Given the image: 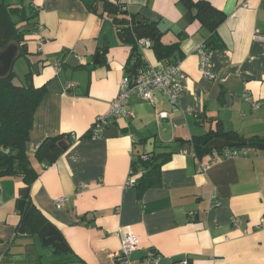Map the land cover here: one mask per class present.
<instances>
[{
  "label": "crops",
  "instance_id": "crops-1",
  "mask_svg": "<svg viewBox=\"0 0 264 264\" xmlns=\"http://www.w3.org/2000/svg\"><path fill=\"white\" fill-rule=\"evenodd\" d=\"M17 1L37 10L41 31L27 36L25 61L34 85L45 89L27 145L38 171L28 194L81 264H118L120 229L140 238L134 264L150 249L162 255L160 264H264V148L225 157L218 151L196 156L183 147L163 165L159 187L139 195L127 184L133 161L147 158L152 138L157 151L210 131L264 138V41L255 37L264 34V0H208L226 15L217 30L222 46L210 52L214 78L199 68L197 47L209 32L196 8L181 0H114L157 22L164 45L179 43L170 59L180 64L176 79L184 92L176 105L161 92L154 102L133 95V116L114 119L99 137H91V127L120 91L130 46L110 19L81 0ZM143 51L150 65L174 63L152 48ZM71 82L76 85L69 88ZM60 135L71 142L57 160H37L38 147ZM24 188L22 176L0 177V264H37L41 255L36 233L18 232Z\"/></svg>",
  "mask_w": 264,
  "mask_h": 264
},
{
  "label": "trees",
  "instance_id": "trees-1",
  "mask_svg": "<svg viewBox=\"0 0 264 264\" xmlns=\"http://www.w3.org/2000/svg\"><path fill=\"white\" fill-rule=\"evenodd\" d=\"M81 1L88 11L95 13L102 19H110L115 26L119 39L130 46L131 55L126 71L130 72L148 64L140 43L142 39L152 41L153 44L150 48L155 51L159 59L168 58L170 62L178 63L177 59L170 58L178 49L179 43L164 45L161 42L164 32L157 22L143 18L139 13L131 12L127 3L122 1ZM181 1L191 10L197 9L196 18L209 32V36L204 42L208 50L221 47L222 41L217 30L225 20V13L208 0ZM27 8H30L31 12H28ZM36 18L37 10L32 5L26 6L21 1L0 0V46H4L10 39L16 38L21 43L22 56H28L29 39L27 36L41 27ZM13 76L14 72L7 79H0V177L22 176L29 189L36 179L38 171L31 164L27 145L34 113L41 102L45 89L34 85L31 70L25 74L22 84L14 83ZM62 138L65 136L60 135L45 140L34 153L35 158L45 164L53 163L62 154L63 149L57 145L50 146V144H56ZM216 138L245 143L239 147L231 148H264V138L256 136L244 138L235 131H210L201 136L195 135L191 139L175 142L178 148H174L173 144H161L159 151L155 149L152 153H147V158L140 155L133 161L131 170L135 176L134 186L137 187L139 195H142L149 188L161 185L163 165L170 160L175 152L181 151L185 144L190 143L194 147L196 156L213 151L221 152V155L224 156L223 152L226 148L217 150L205 148L208 143ZM7 149H10L9 153L5 152ZM19 213L21 217L18 226L19 234L30 235L35 232L38 242L43 248V254L39 256L37 264H81V259L72 249L64 252L54 247L43 246L40 231L49 221L36 208L30 194L27 195ZM42 258H50V261L43 263L41 262Z\"/></svg>",
  "mask_w": 264,
  "mask_h": 264
},
{
  "label": "built area",
  "instance_id": "built-area-1",
  "mask_svg": "<svg viewBox=\"0 0 264 264\" xmlns=\"http://www.w3.org/2000/svg\"><path fill=\"white\" fill-rule=\"evenodd\" d=\"M41 31V27L33 34L38 35ZM255 37L264 41V34L255 33ZM143 49L150 48L152 41L150 39L140 40ZM200 63L199 68L202 74L209 78H214L215 73L212 71L210 63V52L206 45L203 43L197 47ZM181 73L180 64H165L160 67H156L150 64L139 67L130 72L126 71L120 82V91L111 103V107L108 112L100 115L93 123L90 135L91 137H99L102 135L106 127L111 121L120 117L133 116L134 112L130 106V99L133 95H138L146 101L154 102L156 100V93L161 92L165 94L169 102L172 105H176L184 92V85L176 79V76ZM76 84L71 82L68 87H74ZM245 99L250 101V96L245 95ZM259 103L252 102L254 110L259 108ZM162 117H167L168 113L162 111ZM72 138H76L75 134H72ZM238 148H226L224 149L225 157H234L239 154ZM205 167V169H207ZM135 176L131 170L130 177L127 184L134 185ZM216 195L213 196L215 203ZM69 200V197H61L57 199V206H63ZM119 236L121 239V252L117 257L118 264H134L132 255L140 248V238L134 232L129 229H120ZM162 255L155 249H150L141 259L140 264H160ZM187 261H184V264Z\"/></svg>",
  "mask_w": 264,
  "mask_h": 264
},
{
  "label": "water",
  "instance_id": "water-1",
  "mask_svg": "<svg viewBox=\"0 0 264 264\" xmlns=\"http://www.w3.org/2000/svg\"><path fill=\"white\" fill-rule=\"evenodd\" d=\"M196 12V10H194ZM140 20L141 17H140ZM22 56V46L21 43L16 39H10L4 46H0V79H7L13 72L14 64L18 58ZM71 60H78L76 56H72ZM71 62V61H70ZM71 140H60L56 144L51 143L50 146H59L61 149L65 150L67 145ZM155 139L152 138L148 142V153H152L155 147ZM245 143L232 142L223 138H216L208 143L205 148L211 150H217L220 148H231L239 147ZM184 150L187 153L193 152L194 148L187 144L184 146ZM6 153L10 152V149L5 150ZM29 189L24 188L21 192V199L18 202L20 208L23 207L26 197L28 195ZM40 237L44 247H54L64 252H68L70 247L66 240L64 239L61 231L51 222L47 223L40 231Z\"/></svg>",
  "mask_w": 264,
  "mask_h": 264
},
{
  "label": "rangeland",
  "instance_id": "rangeland-1",
  "mask_svg": "<svg viewBox=\"0 0 264 264\" xmlns=\"http://www.w3.org/2000/svg\"><path fill=\"white\" fill-rule=\"evenodd\" d=\"M17 0H9V2H16ZM28 64L25 61V56H21L17 59V61L14 64L13 72L14 76L12 78L13 82L16 84H22L24 82V76L28 72ZM41 249V254H43V248ZM50 261V258H42L41 262L48 263Z\"/></svg>",
  "mask_w": 264,
  "mask_h": 264
}]
</instances>
